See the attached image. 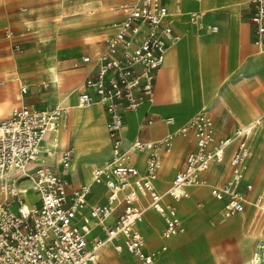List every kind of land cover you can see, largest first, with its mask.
Here are the masks:
<instances>
[{
    "label": "built area",
    "instance_id": "obj_1",
    "mask_svg": "<svg viewBox=\"0 0 264 264\" xmlns=\"http://www.w3.org/2000/svg\"><path fill=\"white\" fill-rule=\"evenodd\" d=\"M251 2L253 40L264 50V0ZM116 10L120 17L77 99L79 106L103 105L111 139V158L94 167L89 182L69 189L68 167L75 147L68 144L59 149L56 134L52 141L47 139L49 133L66 126L70 107L55 104L38 108L24 103L0 118V177L4 179L0 264H102L98 252L109 241L115 242L118 251L133 253L142 264H154L161 252L147 249L145 234L138 227L147 208L139 203L140 196H148V207L162 214L165 238L185 232L174 200L186 196L187 187L206 183L203 173L213 163L224 160L226 149L233 143L229 156L231 176L214 185L211 194L217 199L226 198L224 217L245 210L253 183L245 181L243 168L254 155L250 137L264 116L239 123L233 135L217 140L213 117L205 110L199 111L160 139L136 138L132 149L147 152L144 172L131 162V154L124 146L125 112L154 99L157 73L166 51L180 40L181 34L175 30L171 11L163 0H126ZM190 20L203 25L200 11H191ZM211 28L218 29L217 25ZM91 59L88 54L82 56L83 61ZM27 91L28 85L22 84L19 99ZM164 119L169 124L175 122L173 115ZM190 132L195 135L196 147L186 154L169 187L160 191L156 180L162 152L171 150L177 134ZM53 155L64 166L62 172H56L46 161L45 157ZM95 183H105L107 201L88 208ZM29 194L33 195L32 201L28 200ZM119 205H123L122 210L110 222ZM255 206L257 213L264 210V189ZM95 225L106 231L105 238L90 239Z\"/></svg>",
    "mask_w": 264,
    "mask_h": 264
},
{
    "label": "crops",
    "instance_id": "obj_2",
    "mask_svg": "<svg viewBox=\"0 0 264 264\" xmlns=\"http://www.w3.org/2000/svg\"><path fill=\"white\" fill-rule=\"evenodd\" d=\"M99 1L100 0H88V3L97 5ZM123 1L126 0H120L116 4L114 12L110 14L106 10L99 11L91 21L90 20L88 21L89 26H87L85 30L77 32L76 35L80 36L79 42L76 43L77 45H75L72 49L66 50L67 54L77 55L79 52L83 50V48H88L86 52L82 53L79 56L78 58L79 62L76 63V66L75 64L73 65L72 58L68 57L66 58L64 67L62 68V71H64V73L66 72L65 73L66 76H68V78L69 77L72 78L71 83H73V80L74 81L76 80L77 76L82 74L84 76L83 82L76 85L78 89L76 96V103L78 99V93L82 90H85L84 81L86 77L89 76L91 73H93L96 69V59H95L96 56L102 50H104L105 39L110 33L113 32L114 22L117 21L120 17V14L116 10V7ZM163 1L168 5L171 11V16L173 18V25L175 30L182 35V38H183V31L186 34L182 44L176 47L174 49V52L173 51L171 52V50L175 46H177L182 39L175 46L169 49L166 55V59L167 57H169L168 61L173 60L175 58L177 59L179 53L187 48H190V50L192 48H194L193 50L201 49L206 54H212V56L215 57L216 62L217 61L219 62V60H221L222 58V83L232 85V87H234V93L230 96V98H227V96L225 97L223 94L217 95L216 97H213L209 105L205 106L203 100L199 97L197 92H195V94H193L194 96L188 109H186V111L184 112H181L182 110H178L177 109L178 107H176L175 103H171L170 106L166 105V102L168 101L175 102L178 100L173 94H171L170 92L171 89H169L168 91L170 84L172 85V81H175L173 78H175L176 73L174 71V67L169 65L170 62H167L168 64L165 66L164 70H162L163 67L162 65V67L159 69L157 73L154 99L145 101L140 106V108L136 110H129L125 112V126L123 131L124 146L125 149L128 152H130V154L131 151L133 152V154H131V162L135 164L140 169L141 172H144L145 170L147 152L137 151L135 149H132L131 145L136 138H140L143 140L160 139L163 136H165L167 133L177 130L180 126L186 123L191 118V116L202 110L207 111L213 117L215 123V135L217 140L230 136V135H225L223 137L221 136L222 124H225L227 121L232 120L235 124V129H236L239 123H248L254 120L255 118L259 117L258 115L264 116V60H263L264 50L259 49L253 40L254 35L252 29V22L250 19L252 12V5L251 6L250 4L248 5V3L251 0H230V1L203 0L200 5H198L197 3H199L201 0L200 1L190 0L191 2L187 0H176L175 2H171V3H169L168 0H163ZM232 4L233 6L238 7L239 10L238 15L233 16L232 13L233 6H231ZM245 5L248 11L247 14L245 12H244L245 14L242 12V9L244 8ZM173 10L176 14V22L172 14ZM194 10H199L201 12L203 25L199 26L191 22L190 13L191 11ZM4 21H5L4 17L0 16V25H4ZM213 25H217L218 29L215 31L212 30L211 26ZM189 37L191 38L189 39ZM179 47L180 49L182 48L185 49L180 50L178 49ZM58 52H60V50H58ZM87 54L90 55L92 59L90 61H83L82 56ZM41 76L42 75H40L39 72H36V74L31 77L32 79L30 78V82L35 83L37 79H40ZM54 82L56 83V85H58V81L54 80ZM1 83H3V81ZM22 84L28 85V91L23 95V99H19L18 95ZM29 91H30L29 83L26 82L20 83L18 86V91L15 93L16 103H14L12 107L24 103L38 108H43L58 104L54 101L53 98L49 97L48 95L49 91L39 92L35 89L32 90L31 93H29ZM205 98L209 99L210 97L208 96ZM37 103L40 104V106H38ZM231 103L236 106L235 108L237 111V116L233 113V110L228 107V106H232L233 108V105H231ZM224 104H228V106H224ZM90 106L91 105L79 106L77 104V107L80 108L78 110V113H80L83 116L84 120L87 121L90 120V124L88 122L87 125L89 130L87 131H90L91 129H95L97 130L99 137H102L105 134V132L108 134L107 142L109 143V152L106 154V156H104L103 160L99 162L102 163L107 157L110 156L106 161H108L112 156L111 139L109 137V133L106 127V112L103 105L100 104L99 105L100 109L104 115V123L102 124L103 122L102 116L100 114H97L93 118L92 117L93 109ZM0 107H3L2 109L5 110V108L7 107L6 101L0 103ZM12 107L10 108L6 116L10 114ZM224 111H226L225 117H223ZM168 115H173L175 117L174 123L169 124L165 121L164 118ZM214 115H217V119H215ZM72 117H73V111L71 109V113L67 120L66 126L61 127L59 129L60 130V137H58L59 149L68 144H72L74 145L76 150L74 137L72 135L69 139H64L68 129H70L73 125ZM99 119L100 120L102 119V121L100 122ZM95 120L97 121L99 120V121L97 122ZM55 134L58 136V131L54 133H49L47 136L48 141H52V138ZM251 137H250V144L252 145V148L254 150L253 157L258 156L259 159H256L254 161L253 170L250 173H247V175L245 174L244 176L245 181H249L253 183V189L249 192L248 195L249 198L245 209L248 207L249 203H252L251 199L253 197V193L256 188V182L258 180V172L259 169L261 168V165H263L264 163V161L260 160L262 154L260 152L256 154V151L258 150L257 147H259V145L253 144V142L251 141ZM234 146L235 143L231 144L226 149L225 156H227V166H228L226 167L227 169L225 168L226 170L224 168L222 169V161L213 163L211 165L213 167V168L211 167L212 177L209 176L208 172L211 169L209 168L203 173V176L207 180V182L201 185L189 186L187 187V192L188 193L193 192L194 190L198 189L201 186L206 187V185H211L210 193H208V195L213 196L211 194L212 187L214 185L222 184L231 176L230 175L231 165L229 163V156ZM195 147H196V138L193 132H190L188 135H183L182 133H180L175 136L171 150L162 152L163 161H161L159 176L156 180V186L160 191H163L169 187L175 173L183 166V161L186 154ZM54 156L55 155L50 157H45L46 161H48V163L54 166L56 172L58 173L62 172V170L56 168V165H58L59 163L57 162L56 156H55L56 159L54 160ZM255 163H258V168H257V173L253 175L252 173L254 171ZM163 164H165V167ZM217 165H219L218 167L219 169L215 170ZM78 167L82 168L81 163L78 164V166L75 169L76 177L74 175L72 176V173H70L68 168V175L70 178L69 189H73L74 187L84 182H89L91 180V179L86 180L84 174H82V176H79V174L77 173ZM94 167L91 170V174L93 172ZM163 167H164V172L166 173L168 172V174L170 175L166 186H165V181L162 179ZM99 188H103V193L100 195L97 194V190ZM263 189H264V185L262 191ZM262 191L254 197L255 202L257 201L258 196L262 193ZM107 193L108 191L105 183H95L93 186V192L88 200V208L93 204L106 202ZM32 199H33V195H32ZM225 200L226 198H224V201L219 200L220 204L217 212L215 213L217 214L218 212H220V222L226 221L229 218L224 216L222 218L223 206ZM149 202L150 199L148 196L146 195L140 196L139 203L142 206L147 207L145 210L143 221L138 224V227L145 234L146 247L148 250H154V248L161 247L163 243H165L164 245L167 246V249L159 250V252H161L160 258L154 264H194L193 262H196V264H225L223 259L220 262H217L215 259L214 251L218 252V248L215 244V241H213V244H210V242L203 237L193 236V234L197 233L195 231L193 233L191 232L181 236L182 234H184L183 232L181 234L172 236L173 238L170 237V239H166L162 235V229L164 227V218L162 214L158 212L156 209L152 207H148ZM255 202L250 214L251 221H249V223L251 222V224H254V222H256V220L261 215L264 214V210L259 211L258 213L256 212ZM174 203L177 205L178 213L185 225V220L183 214L180 211V207L179 204L177 203V200H174ZM198 205L203 209H205L207 207V199L200 198L198 200ZM122 208L123 205L118 206L116 213L109 218L110 222H113L115 215L117 214V212H120ZM244 211L239 212L237 214H241ZM212 215L214 214H210L209 217ZM159 227H161L160 233H158L157 231ZM185 230H186V225H185ZM101 231H105V230L102 229L100 226L95 225L92 229L90 239L94 237L105 238L106 231H105V235L103 236L100 234ZM178 236L181 237L176 238ZM107 244H109L108 248L113 249L115 253L128 252L134 255L133 253L126 250L118 251L115 248L114 241H109ZM224 244L225 243L223 242L222 245ZM238 244L239 243H237V245ZM248 245L249 244H247V248L244 249L246 253H249L250 251ZM100 250L98 252V256L101 259L102 253L100 252ZM240 251L242 250L239 249L236 255L238 257H243L244 254L243 252ZM236 255H233V257L236 258V260H239ZM114 256L116 255L114 254ZM137 260L139 259L137 258Z\"/></svg>",
    "mask_w": 264,
    "mask_h": 264
},
{
    "label": "rangeland",
    "instance_id": "obj_3",
    "mask_svg": "<svg viewBox=\"0 0 264 264\" xmlns=\"http://www.w3.org/2000/svg\"><path fill=\"white\" fill-rule=\"evenodd\" d=\"M119 1L120 0H100L99 3L95 5L92 3H88V0H0V16H3L5 19L4 25H0V103L5 101L7 103V107L5 108V110L1 111L0 118L6 116L12 105L16 103L15 93L18 91V86L22 82L30 84L29 93H31V91L35 89L39 92L49 91L48 95L51 98H53V95L60 96V93H55L57 85L54 80H52L54 79L55 73H51L49 75L46 69V64L49 60V54H53L54 62L57 64L58 69L62 70L66 58L71 57L73 60V65L75 64L76 66V63L79 62V56L88 50V48H83V50L77 55L67 54L66 50L72 49L75 45H77L76 43L79 42L80 36L76 35L77 32L69 30V27L62 29L60 31V35H58V30L54 26L57 22L65 18L70 12H74L73 10H71L72 8H79L78 10H86L89 5H91L92 8L100 5L98 7L99 10H97V13L103 10L112 13L114 12L115 6ZM168 1L169 3H171L175 2L176 0ZM187 1L191 2L190 0ZM202 1L203 0H201L197 4L200 5ZM249 4L251 6L252 2L250 1L248 5ZM81 5L83 6V8H81ZM246 5L242 9V12H245L247 14L248 11ZM231 6H233V4ZM232 13L233 16L238 15L239 10L237 6H233ZM9 33L11 34L8 35ZM185 36L186 34L183 31V38L181 42L177 46H175L171 50V52L176 47L180 46V44H182ZM42 37L47 39V44L44 43ZM193 49L194 48L190 50V48H187L179 53L177 59L169 61V65L174 67V71L176 73V78H174L175 81L172 86V90L177 87H179V90H171V94H173L178 100L175 102L168 101L166 102V105L170 106L171 103H175L176 107H178L177 109L182 110L181 112H184L186 111V109H188L195 92H197L199 97L203 99L204 104L206 103L205 106L209 105L213 97H216L217 95L223 94L225 97L227 96V98H230V96L234 93V87H232V85L222 83V58L221 60H219V62H216V59L214 56H212V54H206L201 49ZM58 50H60V52H58ZM184 57L186 58L184 59ZM168 58L169 57H167V59ZM185 61L189 62V64L193 67V73H191V78L190 75H188L187 79L181 80L178 79L177 73L180 71V66H183V64L186 63ZM165 64H167L166 61L163 64V67L166 66ZM36 72H39L42 76L40 77V79H37L35 83H31L30 78L35 75ZM15 75L18 76L16 80ZM83 77V74L79 75L77 76L75 81L73 80V83H69L68 76H65V78H63V86L65 87L74 85L73 88H76V91H78L76 85L83 82ZM2 81L3 83H1ZM14 81L16 82V85L14 84ZM196 81H198V90H195L193 88V84H195ZM218 85H220L218 92L212 94V92L209 91V87H212L213 89ZM7 86H10V95L8 96V98L6 97ZM205 93H207V95L210 97L209 99L205 98ZM54 101L56 103H66L61 99L60 102H58L57 100ZM37 105L40 106V104L38 103ZM231 105H233V108L232 106H228V104H224V106H228L230 109H232L233 113L237 116V111L235 108L236 106L232 103ZM214 117L215 119H217V115H214ZM257 129L258 127L254 130L251 141L253 142V144L259 145V147H257L258 150L256 151V154L260 152L262 154L260 160L264 161V131H262L261 133L263 136L259 138V136L257 135ZM234 132L235 124L232 120L227 121L225 124H222V137L225 135L234 134ZM72 136L74 137V134ZM106 143L107 144L104 147V154H107L109 152V143ZM131 154H133L132 151ZM256 159H259V157L252 156L249 158L245 167L243 168L244 174L247 175V173H250L253 170L254 163H252V161L254 162ZM97 164L100 163L98 162ZM97 164L92 165L88 169V171H85V167L81 165L82 168L78 167L77 173L79 174V176H82V174H84L86 180H89L91 170ZM163 165L165 167V164ZM164 167L162 171L163 175L166 173L164 172ZM218 167L219 165H217L215 170H218ZM226 167H228L227 156H225L224 160H222V169H225ZM56 168L59 170H63L64 166L58 164L56 165ZM212 168L208 172L210 177H212ZM257 168L258 163H255L254 171L252 173L253 175L257 173ZM263 168L264 163L263 165H261V168L258 172V180L256 182V188L252 197L253 200L254 197L262 191L264 185ZM73 175L74 174L72 173V176ZM169 177L170 175L168 174V179ZM166 185L167 183H165V186ZM210 188L211 185H206V187L201 186L198 189L194 190L192 193L190 192L191 194L188 193L187 196L183 197L179 201L177 200L186 225V230L181 236L186 235L187 233H193L195 231L197 233L193 234V236L203 237L207 239L210 244H213V241H215L218 252L214 251V256L217 262H220L223 259L225 264H241L245 261L249 262L254 258L251 264H264V214L261 215L256 220V222H254V224H251V222L249 223V221H251L250 214L254 206L253 203H249L248 207L243 213L233 215L226 221L220 222V212L215 214L218 210L220 202H218L213 196L208 195V193H210ZM102 193L103 188H99L97 190V194L100 195ZM200 198L207 199V207L205 209L198 205V200ZM212 199L217 201V204L214 207L209 206V200ZM210 214L214 215L209 217ZM241 221H243V227ZM212 228L215 229L213 236L206 235L207 231ZM157 231L158 233H160L161 227H159ZM181 236H178L176 238H179ZM223 242L225 243L224 245H222ZM237 243L239 244L237 245ZM247 244H249L248 248H250L249 253H246L244 251V249L247 248ZM108 247L109 244H105L100 250V252L102 253L101 259L103 261V264H110L108 259H106V257H104L103 255V253L109 255L107 251ZM239 249L242 250L241 252H243L244 254L243 257H238L236 255ZM114 254L116 255L115 257L128 258V263L123 262L122 264H141V262L137 260L134 255L128 252H114ZM233 255H236L239 260H236ZM193 263L196 264V262Z\"/></svg>",
    "mask_w": 264,
    "mask_h": 264
},
{
    "label": "bare ground",
    "instance_id": "obj_4",
    "mask_svg": "<svg viewBox=\"0 0 264 264\" xmlns=\"http://www.w3.org/2000/svg\"><path fill=\"white\" fill-rule=\"evenodd\" d=\"M194 1H200V0H194ZM230 1V0H229ZM232 3V2H231ZM82 4V3H81ZM173 4V3H172ZM83 5V4H82ZM81 5V6H82ZM70 7V6H69ZM75 7V6H74ZM83 8V6L81 7ZM79 9V8H78ZM76 8H72L71 10H73L74 12H70L65 18L61 19L59 22H57L54 26L55 28H57L58 30V35H60V31L62 29H65V28H68L69 27V30L73 31V32H78V31H83L85 30V28L87 26H89V20L91 21L94 17H95V14L97 13V10H99L98 7H95V8H92L91 5H89L87 7L86 10H78ZM198 9V8H197ZM196 11V10H195ZM199 11V10H197ZM110 14V13H109ZM173 17H174V20L176 22V14L173 10ZM178 16V15H177ZM178 19V18H177ZM66 26V27H65ZM37 29V28H36ZM191 37H189L190 39ZM43 41L45 44H47V39L42 37ZM182 39V35H181V38L180 40ZM180 40L178 42H180ZM177 42V43H178ZM176 43V44H177ZM176 44L170 46L167 51H166V54H165V59H166V55L169 51V49H171L173 46H175ZM191 46V45H190ZM180 49V47L178 48ZM185 48H182L180 50H183ZM174 52V50H173ZM45 57V56H44ZM200 57V56H199ZM57 58V57H56ZM186 57H184L185 59ZM165 59H164V62H165ZM176 59V58H175ZM264 60V59H263ZM177 61V60H175ZM187 61V60H186ZM185 61V62H186ZM163 62V64H164ZM169 62L168 59L166 60V63ZM38 64V63H37ZM168 64V63H167ZM165 64V65H167ZM180 71L178 72V79H181V80H184V79H187L188 75L191 76V73H193L192 71V66L189 64V62H186L183 64V66H180ZM165 66L162 68V70H164ZM40 69V68H39ZM46 69L49 73V75L51 73H55L54 74V79L53 80H56L58 81V85H57V88L55 89V93H60V96H55L53 95V99L54 100H57L58 102H60V99L65 101L67 104H63V103H58L60 105H66L68 107H70L73 111V117H72V127L70 129H68L64 139H69L71 137V135L74 134V142L76 144V150H75V154L73 155V158L72 160L70 161L69 163V171L70 173H73L74 176L76 177V172H75V169L76 167L78 166V164L81 163V165H83V167H85V171H88V169L92 166V165H95L97 164L98 162H101L104 158V156H106V154H104V147L106 146V142L108 141V134H104L102 137H99L98 135V132L97 130L95 129H91L90 131H87L89 130V128L87 127L88 125V122L90 124V120L87 121V120H84L83 119V116L78 113V110L80 108L77 107V103H76V96H77V91H76V88H73L74 86L73 85H70V86H63V78H65L66 76V72L64 73V71L62 70H59L58 69V66L57 64L54 62L53 60V54H49V60L47 61V64H46ZM173 73V71H172ZM18 75V74H17ZM15 75V80L18 78V76ZM30 75V74H29ZM173 75V74H172ZM173 77V76H172ZM176 78V77H175ZM67 79V78H66ZM174 79V78H173ZM72 81V78L69 77L68 78V82L71 83ZM14 84L16 85V82L14 81ZM174 84V81H172V85L170 84L169 88H168V91L169 89L172 90V86ZM200 85V84H199ZM202 85V84H201ZM219 86H215L213 89L212 87H209V91L212 92V94L214 93H217L218 90H219ZM9 87L10 86H7L6 87V90H7V98L8 96L10 95V90H9ZM167 88V87H166ZM193 88L194 89H199V86H198V82H195V84H193ZM175 90H179V87L177 88H174ZM174 89L172 91H174ZM183 91V90H182ZM171 92V91H170ZM205 97H208L207 93L204 94ZM184 96V95H183ZM183 98V97H182ZM203 100V99H202ZM181 102V101H180ZM209 102V101H208ZM206 104V103H205ZM204 104V105H205ZM100 103H95V104H92L90 107L93 109L92 110V117L94 118L97 114H100L102 116V119L104 118V115L102 114L101 112V109H100ZM3 107H0V115H1V111L3 110L2 109ZM13 108V107H12ZM82 110V109H81ZM82 112V111H81ZM91 112V111H90ZM100 116V117H101ZM260 116V115H258ZM99 117V118H100ZM88 118V117H87ZM98 118V116H97ZM102 119L100 120V122L102 121ZM98 120V121H99ZM97 121V120H95ZM97 121V122H98ZM95 122V123H97ZM103 124V122H102ZM94 127V126H93ZM100 128V127H98ZM97 129V128H96ZM103 131V130H102ZM262 131H264V118L262 119V123L261 125L258 126V129H257V135L259 136V138H261L263 135L261 134ZM58 137H60V130H58ZM258 138V139H259ZM258 142V141H257ZM260 142V141H259ZM264 142V141H263ZM110 157V156H109ZM109 157H107L102 163L100 164H103ZM55 156H54V160H55ZM163 161V160H162ZM56 162V161H55ZM252 163H254L252 161ZM98 164V165H100ZM264 169V168H263ZM168 173V172H167ZM165 173L163 175V180L165 181V183H167V181L169 180L168 179V174ZM92 178V174L90 173V177H89V180ZM3 182H4V179H2L0 177V201L2 200L3 198ZM191 189V187H190ZM203 191V190H202ZM206 191V190H205ZM192 193V192H191ZM190 193V194H191ZM202 194V193H201ZM200 194V195H201ZM182 199L179 198L178 200ZM28 200L29 201H32V195H29L28 196ZM218 202H220L219 200H223L224 199H216ZM216 200H209V203L210 205L209 206H212L214 207L217 203ZM254 200L252 199V203L254 204ZM181 205V203H180ZM244 220V219H243ZM241 224H242V227H243V221H241ZM225 225V224H224ZM191 226V224H190ZM214 228L210 229L207 231V234L206 235H212L213 236V233H214ZM100 234L103 236L105 235V231H101ZM173 238V237H172ZM166 239H170V238H166ZM165 243H163L161 245V247L159 248H154V250L156 251H159V250H163V246H164ZM107 251L109 253V255L103 253L104 257H106V259H108L109 263L110 264H122L123 262L125 263H128V258L127 257H123V258H119V257H115L114 256V251L110 248H107ZM241 252V251H240ZM246 255V254H245ZM219 256V255H218ZM241 256V255H240ZM231 259V258H230ZM99 260L101 261L100 257H99ZM254 258L251 259V261L247 262H243L241 264H251L253 262ZM102 262V261H101Z\"/></svg>",
    "mask_w": 264,
    "mask_h": 264
}]
</instances>
